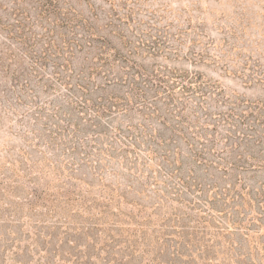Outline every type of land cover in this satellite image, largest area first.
Listing matches in <instances>:
<instances>
[{"label": "rangeland", "instance_id": "rangeland-1", "mask_svg": "<svg viewBox=\"0 0 264 264\" xmlns=\"http://www.w3.org/2000/svg\"><path fill=\"white\" fill-rule=\"evenodd\" d=\"M37 12L41 14L36 16ZM56 12L73 21V28L61 31L69 33L73 29L78 35L75 38H85L88 32L83 27L91 24L95 36L102 39L86 45L77 64L85 62V56L96 54V46L103 48V44L109 43V54L120 49L125 56L149 67L157 64L186 68L201 73L222 89L226 98L264 102V0H0V45L7 43L8 30L4 24H17L18 19L29 13L30 17L52 26L49 20L56 17ZM83 18L81 23L79 20ZM13 48L17 50V46ZM122 65L124 62L117 60L108 64V69L116 75L122 72ZM16 67L14 64L9 72L0 67V264H22L20 260L24 258L28 264L46 260L50 264H74L73 257L66 263L70 251L82 258L88 253L93 256L92 264H146L147 259L159 254L173 258L176 248L195 256L210 254L216 260L214 264H240L244 260L240 252L251 253L256 264H264V219L256 216L259 207L255 203L250 207L246 196L236 200L225 196V189H232L239 179L242 181L238 185L244 183L257 194L264 183V162L259 163L263 167L234 170L229 148L221 153V167L207 169L192 159L191 151L178 138L173 146L182 145L188 161L181 173L197 178L203 185L201 188L206 189L185 191L186 200L195 202L190 207L177 199V192L183 189L175 185L181 173L170 178L166 172L171 168L160 155L152 158L139 150L123 151L119 141L110 145L104 134V141L96 139L88 158L84 149L80 153L67 150L66 146L75 142L73 138L66 141L62 135L52 137L51 141L42 138L41 134L50 127H46L44 118L37 116L28 94L12 80ZM98 78L105 81L104 73ZM101 87L92 94L94 97L123 93L126 89L116 82ZM41 98L61 97L56 92H45ZM140 116L110 114L100 121L126 127L140 121ZM110 130L104 128V133L109 135ZM218 130L223 131V125ZM242 139L230 137L228 142H219L220 147ZM242 142V147L236 148L237 154L248 149V139ZM57 143L61 144L60 150L54 147ZM100 147L101 153L97 149ZM251 147L248 154L253 152L255 158L264 160V146L257 148L251 142ZM236 158L240 160L238 155ZM248 162L254 164L256 160ZM64 182L77 183L81 198L60 201L59 198H65ZM213 182L218 186L207 188ZM33 184L42 185L59 199L61 217L55 216L54 207L50 211L29 203ZM239 203L246 211L249 208L252 217L255 215L256 225L248 231L232 223L237 208L233 207ZM196 208L201 213L195 212ZM223 208L226 214L218 211ZM173 209L184 214L186 229L174 222L180 217L164 219ZM139 211L145 214L143 221V213L138 215ZM8 238L22 240V248L17 250V244L14 247L11 241H6ZM51 248L54 251L49 254ZM198 260L194 258L195 262ZM200 263L204 264V259Z\"/></svg>", "mask_w": 264, "mask_h": 264}, {"label": "trees", "instance_id": "trees-1", "mask_svg": "<svg viewBox=\"0 0 264 264\" xmlns=\"http://www.w3.org/2000/svg\"><path fill=\"white\" fill-rule=\"evenodd\" d=\"M49 11H52L51 8ZM40 14L41 12H37L35 15L39 16ZM33 18L28 13L26 17L18 19L17 24H4V28L8 30L5 37L7 43L0 45V67L9 72L12 66L16 64L17 67L12 71V80L16 86H20L21 90L28 94L37 116L44 118L46 127H50L46 130L47 132L41 134L42 138H48L50 141L52 137L56 138L60 135L64 136L65 141L66 138H73L75 142L66 146L67 150L80 153L84 149L86 151L83 152L85 156L91 158L92 147L96 139L100 138L104 141L105 134L107 140L110 141L108 144L111 145L112 141L114 143L117 140L122 144V148L124 146L123 151L139 150L140 152H147L152 158H159L160 155L162 161H167V167L171 168V170H166L170 178H173L176 173H181L188 162L187 157H184L185 151L182 145L173 146V143L178 142L179 139L191 151L192 159L205 165L207 169L216 168L215 166L221 167V153L228 151L229 148L233 158L230 165L235 168L234 170L258 167L262 165L259 163L264 162V160L255 158L251 154L253 152L248 154V151H252L251 142L257 148L260 145L264 146L263 101L226 98V96H222V89H219L213 82L205 79L201 73L189 71L186 68H172L157 64L149 67L144 62L125 56L120 49H116L114 54H109V43L103 44V48L93 44L98 48L96 54L91 57L85 56V62L81 63L82 61H80L77 64L78 56L86 45L94 43V39L102 40L95 36L91 30V24L83 27L88 32L85 38H75L78 36L75 30L72 29L69 33L61 31L66 27H74L73 21L68 15L62 16L56 12V17L49 20L52 26L46 25L45 21L37 17L32 20ZM29 19L28 25L27 20ZM84 20L83 18L79 21L82 23ZM79 25L83 26V24ZM16 46L17 50H14L13 47ZM117 60H122L124 65L121 68L122 72L114 75L108 69V64ZM79 64L80 67L77 69ZM102 73H104L105 81L97 79ZM112 82L124 84L126 89L123 93L118 94H103L97 97L92 95L99 87L103 86L101 88H104ZM80 91L83 94H78ZM45 92H56L61 98L43 99L41 93ZM19 100H21L20 96ZM219 103L222 106L221 109H219ZM119 113L140 114V121L129 123L126 127L112 126L110 122L102 123L100 121L104 116L118 115ZM51 118L54 119L53 122L50 121ZM154 120L159 123L151 122ZM159 125L163 126V129ZM220 125H223V131L218 130ZM104 128H111L112 133L109 135L104 133ZM211 128L213 132L210 133ZM82 133L83 137H79V134ZM237 136L243 139L240 142L234 140L230 146L220 147V143L230 141V137L238 138ZM245 138L249 141L248 149L243 152L238 151L237 154L236 148L242 147V141ZM39 139L41 140V138ZM48 139L45 140L47 144H49ZM60 145L57 143L54 147L60 150ZM97 149L101 153L102 148ZM236 155L239 156L240 160L236 158ZM251 160H256V162L249 164L248 161ZM89 161L87 160V162ZM224 170L228 171L226 168ZM191 172L193 171L191 170ZM233 173L236 174V172ZM238 181H242V179L237 180L232 189H225L226 198L236 200L237 197L241 199L244 196L248 197V204L251 207L255 203L259 207L256 216L263 220L264 183L258 193L253 194L254 188L252 190L250 186L244 183L238 185ZM64 184L65 198H59L60 201L81 198V191L77 190V183L64 182ZM175 185L179 188L183 187L180 192H177L178 201L185 202L190 207L195 206V202L192 199L186 200L188 193L185 191H194V188H200L202 192L206 190L201 188L203 185L197 178L185 175V172L178 176ZM217 186L218 183L213 182L208 184L207 188ZM167 194L172 195L173 193L168 191ZM29 195L28 200L31 205H38L50 211L54 207L55 216H62L63 212H58L59 199L42 185L33 184ZM235 207H237L235 214H233L235 218L232 221L234 227L244 228L245 231H248L256 225L255 218H253L255 215L251 216V212H248L250 211L249 208L246 211L242 203L233 208ZM174 209L171 213H166L164 219L169 221L172 218L180 217L174 222H179L181 228L186 229L185 221H183L184 214L180 211L176 212ZM192 209L195 208L192 207ZM218 211L227 213L224 208ZM195 212L201 213V209L196 208ZM140 214H142L141 221H143L145 214L139 211L138 215ZM168 214L171 215L167 216ZM188 215L190 214L188 213ZM237 228L235 229L238 230ZM144 230L145 228L142 229V231ZM6 241H11L14 247L17 244V250L22 248V240L8 238ZM177 243L182 244L179 241ZM53 246L56 244L53 243ZM76 246H78L77 244L75 248H78ZM144 247L149 249L148 246ZM53 251L54 248H51L48 253ZM23 253H26V250ZM172 254L173 258H164V254L161 256L159 254L160 258L155 256L152 259H147L146 264H201L203 259L204 264L216 262L213 257L209 256L210 254L195 256V253H186L183 248L179 250L176 248ZM63 255L62 253L61 256ZM67 255L70 259L66 260V263H70L73 257L75 258L74 264H92L93 256L88 253H86L87 257L85 258L75 254L74 251H70ZM239 255L244 257L243 262L239 261L240 264L257 263L256 258L251 253L240 252ZM194 258H199V262H195ZM176 259L181 261L176 262ZM20 261L22 264H28V260L25 258ZM50 263L49 260L41 262V264Z\"/></svg>", "mask_w": 264, "mask_h": 264}]
</instances>
